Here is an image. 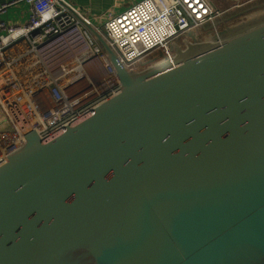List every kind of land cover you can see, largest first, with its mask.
Segmentation results:
<instances>
[{"label":"water","instance_id":"1","mask_svg":"<svg viewBox=\"0 0 264 264\" xmlns=\"http://www.w3.org/2000/svg\"><path fill=\"white\" fill-rule=\"evenodd\" d=\"M0 170V264H264V16L134 72Z\"/></svg>","mask_w":264,"mask_h":264},{"label":"built area","instance_id":"2","mask_svg":"<svg viewBox=\"0 0 264 264\" xmlns=\"http://www.w3.org/2000/svg\"><path fill=\"white\" fill-rule=\"evenodd\" d=\"M25 1V25L0 20V107L10 127L0 132V170L27 133L48 140L119 95L113 68L82 22L137 72L149 55L170 58L172 39L219 13L209 0H140L99 22L63 0ZM12 4L0 5V16Z\"/></svg>","mask_w":264,"mask_h":264},{"label":"crops","instance_id":"3","mask_svg":"<svg viewBox=\"0 0 264 264\" xmlns=\"http://www.w3.org/2000/svg\"><path fill=\"white\" fill-rule=\"evenodd\" d=\"M86 15L99 18V22L111 14L118 13L140 0H63ZM219 13L232 18L253 21L264 16V0H209ZM13 3L8 7L0 20L8 26L25 25L29 19V3L25 0H0V5ZM227 18V17H226ZM233 27L232 29H234ZM8 120L0 107V132L9 130Z\"/></svg>","mask_w":264,"mask_h":264},{"label":"rangeland","instance_id":"4","mask_svg":"<svg viewBox=\"0 0 264 264\" xmlns=\"http://www.w3.org/2000/svg\"><path fill=\"white\" fill-rule=\"evenodd\" d=\"M227 17V18H226ZM251 18L241 19V18H232L230 13L228 16L218 13L213 22L211 24H207L201 26L199 28H195L186 33L179 34L176 38L172 39L169 42V48L172 52V49L175 47L184 48L187 43L190 42L189 36L196 37L200 42H213L215 41L221 34H223L226 30H231L233 27L244 25L250 22ZM158 54H152L145 57L144 60V68L150 63H156L159 60H156Z\"/></svg>","mask_w":264,"mask_h":264},{"label":"flooded vegetation","instance_id":"5","mask_svg":"<svg viewBox=\"0 0 264 264\" xmlns=\"http://www.w3.org/2000/svg\"><path fill=\"white\" fill-rule=\"evenodd\" d=\"M238 27V26H237Z\"/></svg>","mask_w":264,"mask_h":264}]
</instances>
